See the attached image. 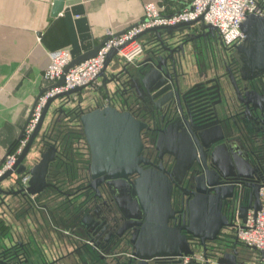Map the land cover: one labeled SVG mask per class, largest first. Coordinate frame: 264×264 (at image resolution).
<instances>
[{
	"label": "water",
	"instance_id": "water-1",
	"mask_svg": "<svg viewBox=\"0 0 264 264\" xmlns=\"http://www.w3.org/2000/svg\"><path fill=\"white\" fill-rule=\"evenodd\" d=\"M62 4L63 0L52 1L50 17L57 16ZM194 23L150 28L136 38L140 39L147 34L152 37H158L162 33L170 35ZM204 27L212 30L209 25L205 24ZM239 28L242 40L233 47L232 55L238 64L241 76L251 80L264 75V16L247 15ZM147 43V41L141 43L142 48ZM98 47L99 45L93 46L86 53L71 59L64 71L93 57ZM147 55L136 66L135 74L129 73L125 66H118L115 72L105 73L116 56V50H110L101 71L95 78V81L100 79V82L94 91L103 105L90 110L76 107L70 111L80 129L88 153L89 187L94 195H98L97 187L103 182L126 183L130 176L135 175L131 193L135 196L132 202L139 214L136 241L132 248L133 255L137 259L136 264H147L148 261L156 258L174 260L177 256H191L197 250L191 247L186 236L197 241L203 264H208L207 258L235 264L237 261L233 241L229 252L221 251L218 255L208 250L205 244L217 240L221 230L226 231L231 228L226 210L228 212V207L242 182L248 184L249 193L247 204L245 207H240V215L243 216L246 210H251L254 214L259 209L258 190L264 187V143L262 162L247 160L246 169L234 162L232 173L229 175L220 167H215L212 159L214 143L211 141V133L202 131L201 126H198L199 123L190 116L184 94L181 93L178 83L171 79L167 69L164 68L165 64L154 58L151 50H147ZM60 84L62 78L56 83V85ZM83 88L63 92L45 103L35 129L20 155L11 169L0 176L1 184L8 181L12 175L18 177L27 173L29 178L26 187L16 190L0 188V195L34 196L49 187L46 176L49 165L54 160V147L44 145L42 139L40 143L42 148L37 151L34 163L26 167L23 161L39 135L50 104L59 99L69 103L70 97L78 94ZM131 92L142 99L141 102L147 104L151 111L159 114L162 112L166 117V120L162 121L167 133L166 148L159 149L164 141L155 140L153 149L157 155L153 160L156 159V163L150 159L154 151L151 146L145 148V155L142 154L140 133L149 132L147 125L135 119L128 111L118 112L111 104L115 99L127 103V97ZM244 96L246 97V93ZM258 111V114L253 115L248 121L251 130L256 120L258 121L256 125L264 124V112L260 109ZM155 132L160 135V132ZM202 153L205 154L204 158L197 160L196 156ZM169 158L173 163L168 167L167 160L164 159L169 160ZM177 163L179 165L175 166ZM194 166L202 168L200 181L195 182L185 191V200L179 197L176 199V201H186L188 211L186 225L181 227L185 235L178 236L174 232L175 229H169L167 226L172 216L170 181L174 182L173 186L176 187L182 177L187 173L192 174ZM175 172L181 173L180 179L175 177ZM14 184H17L16 180H13ZM0 264L5 263L0 261Z\"/></svg>",
	"mask_w": 264,
	"mask_h": 264
},
{
	"label": "flooded vegetation",
	"instance_id": "flooded-vegetation-1",
	"mask_svg": "<svg viewBox=\"0 0 264 264\" xmlns=\"http://www.w3.org/2000/svg\"><path fill=\"white\" fill-rule=\"evenodd\" d=\"M204 25L195 22L170 35L164 33L158 37L150 35L141 54L145 55V59L148 56L147 50H151L153 57L165 64L164 68L167 69L171 79L178 83L181 93L184 94L190 116L199 123L198 126H201L202 131L212 135L211 141L214 143L212 159L215 167H220L229 175L232 173L234 162L246 169L247 160L263 161L264 124L256 125L258 123L256 120L251 130L248 121L253 115L258 114V109L264 112V75L251 80L243 78L232 55L234 46H223L214 30L207 29ZM136 98L140 105L134 108L116 99L111 104L118 112L128 111L135 119L147 125L149 132L140 133L142 154L145 155V148L148 146L154 148L156 139L164 141L159 149L166 148L167 133L162 124L166 117L162 112L159 114L151 111L147 104L141 102L142 99L138 96ZM77 131L84 143L80 129ZM155 131L160 132V135ZM43 142L44 145L47 143ZM57 149L53 161L63 160L66 157L61 153L60 144ZM155 155L157 154L154 150L150 159L153 160ZM204 155L203 153L197 155V160L204 158ZM86 159L85 177L79 181L74 190L62 192L53 185L58 193V201H55L57 216L63 217L70 228L62 235H58L60 242L65 244L59 249L53 248V251L47 252L45 241H41L40 246L37 247L36 264H136L137 262L132 249L139 223V214L132 202L135 196L131 193L135 175L130 176L126 183L103 182L97 187L98 195H94L89 187L87 151ZM164 160H167L168 167L173 163L170 158ZM153 162L156 163V159ZM178 165L179 163L175 166ZM192 169V174L187 173L181 179V173L175 172V177L180 179L176 187L173 186L174 182L170 181L172 216L167 226L169 229H175L174 232L178 236L185 235L181 227L186 225L188 211L186 201H176V199L179 197L185 200V191L195 182L198 183L201 177V167L194 166ZM13 187L14 190L21 188L18 183ZM247 187L248 184L244 182L238 186L239 201H248ZM2 206H4L3 201H0V209ZM6 208H9L8 204ZM232 208L233 203H230L228 212L226 210L228 218ZM3 232L0 227V237ZM15 235L13 243L0 246V261L5 264H30L27 247L20 242V234ZM230 236V230H221L217 240L205 245L214 255H218L221 251L229 252ZM75 237L77 241L73 242ZM186 240L193 249L199 250L196 240L189 236H186ZM185 257L177 256L174 260L156 258L148 261L147 264H193L192 261L185 262Z\"/></svg>",
	"mask_w": 264,
	"mask_h": 264
},
{
	"label": "crops",
	"instance_id": "crops-1",
	"mask_svg": "<svg viewBox=\"0 0 264 264\" xmlns=\"http://www.w3.org/2000/svg\"><path fill=\"white\" fill-rule=\"evenodd\" d=\"M52 1L0 0V163L17 141L36 95L47 86L42 72L48 63V52L65 49L71 59L86 53L98 45L105 31L119 33L136 24L142 17L143 4L149 1L164 5V14L180 7L173 0H63L61 11L56 17H50ZM149 38L147 34L138 41L144 43ZM144 57L142 53L133 63L125 65L117 56L119 61L113 58L105 73L125 66L129 73L135 74L136 66ZM99 82L97 79L92 86L71 96L69 103L59 99L48 108L23 165L29 167L34 163L37 151L42 148V139L47 142L45 145L54 147L56 154L60 144L61 153L66 157L50 163L46 176L49 187L34 196L0 195L4 205L0 209V227L4 231L0 246L13 243L15 234L19 233L20 242L28 249L30 264L37 263V247L42 240L47 252L65 245L58 235L67 232L70 225L57 216L55 201H58V193L53 185L68 192L85 177L86 149L70 111L76 107L90 110L102 106L103 102L94 91ZM126 101L130 108L140 105L133 92ZM0 188L14 190L13 179L2 182ZM20 201H27L28 205ZM192 255L202 257L200 250Z\"/></svg>",
	"mask_w": 264,
	"mask_h": 264
},
{
	"label": "built area",
	"instance_id": "built-area-1",
	"mask_svg": "<svg viewBox=\"0 0 264 264\" xmlns=\"http://www.w3.org/2000/svg\"><path fill=\"white\" fill-rule=\"evenodd\" d=\"M180 7L171 13L164 14L165 6L156 1H149L142 6L141 19L120 33L105 31L93 57L83 60L66 71L71 61L69 52L56 49L47 53L48 63L42 72V79L47 84L35 97L21 133L13 147L6 153L0 163V176L10 170L20 155L40 117L45 103L69 90L92 86L96 76L103 67L107 53L115 49L124 64L133 63L142 52V45L136 38L147 29L154 27L174 26L180 23L200 22L212 27L220 43L225 47L237 45L242 40L240 23L247 15L264 16V0H173ZM62 78V84L56 85ZM28 174L23 173L11 179L16 180L21 188L26 187ZM238 192L233 198V208L229 217L231 223V242L243 244L257 253L252 261H237L235 264H264V187L258 190L260 207L253 214L246 210L240 215L241 201ZM234 248V246H233ZM185 262L204 263L201 256H186ZM208 264L215 262L206 259Z\"/></svg>",
	"mask_w": 264,
	"mask_h": 264
},
{
	"label": "rangeland",
	"instance_id": "rangeland-1",
	"mask_svg": "<svg viewBox=\"0 0 264 264\" xmlns=\"http://www.w3.org/2000/svg\"><path fill=\"white\" fill-rule=\"evenodd\" d=\"M114 59L118 60L117 59V56H114ZM119 61V60H118ZM121 62H123L121 59H120ZM86 88V87H85ZM84 88V89H85ZM87 89V88H86ZM83 90V89H82ZM85 110V109H84ZM230 246H231V241L229 242ZM231 248V247H230ZM229 248V249H230ZM234 252L236 254V261H252L255 257H257V253L250 249V248H247L245 247L243 244L241 243H236L234 244ZM215 264H227L226 262H224L223 260H220V261H215Z\"/></svg>",
	"mask_w": 264,
	"mask_h": 264
},
{
	"label": "trees",
	"instance_id": "trees-1",
	"mask_svg": "<svg viewBox=\"0 0 264 264\" xmlns=\"http://www.w3.org/2000/svg\"><path fill=\"white\" fill-rule=\"evenodd\" d=\"M13 145H14V144H13ZM12 147H13V146H12ZM12 147H11V148H12ZM11 148H10V149H11ZM10 149H9V150H10ZM9 150H8V151H9ZM241 204H242L241 207H243V206L245 207V205L247 204V201H242ZM236 243H237V242H235V244H236Z\"/></svg>",
	"mask_w": 264,
	"mask_h": 264
}]
</instances>
